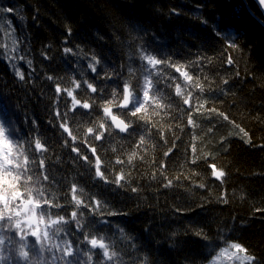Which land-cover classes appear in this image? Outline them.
<instances>
[{"label": "trees", "instance_id": "1", "mask_svg": "<svg viewBox=\"0 0 264 264\" xmlns=\"http://www.w3.org/2000/svg\"><path fill=\"white\" fill-rule=\"evenodd\" d=\"M6 8L13 11L0 12V121L15 129L14 143L28 147L30 140L34 148L40 140L35 155L50 179L29 184L54 192L68 208L61 215L70 219L75 209L74 184L85 204L101 202L95 214L81 206L79 219L116 253L108 261L95 249L100 256L88 261V248L62 232L45 242L41 264H62L51 245L72 239L79 264H207L224 238L255 258L243 264H264V18L253 0H0ZM145 53L165 62L152 69ZM148 71L160 80L161 104L146 106L136 135L101 129L110 123L102 107L91 114L72 110L67 91L93 103V96H108L125 81L143 83ZM65 112L75 141L60 128L57 113ZM98 132L104 134L99 141ZM97 157L109 181L122 171L123 186L95 176ZM212 164L224 177L212 174ZM0 255L13 264L8 248Z\"/></svg>", "mask_w": 264, "mask_h": 264}, {"label": "snow or ice", "instance_id": "2", "mask_svg": "<svg viewBox=\"0 0 264 264\" xmlns=\"http://www.w3.org/2000/svg\"><path fill=\"white\" fill-rule=\"evenodd\" d=\"M258 4L264 7V0H258ZM12 8L0 9V12H12ZM178 14V13H177ZM207 23V21H203ZM235 42V38H233ZM72 49L65 47L64 52H71ZM166 58L157 59L152 55L144 54L143 60L150 65L152 69H155L157 65L165 62ZM31 62L29 61V64ZM95 63H99L98 60ZM93 73L96 72L95 64L90 63L88 65ZM176 71L179 72L185 80L191 81L192 77L186 72L182 71L181 67H176ZM20 79L23 80V73L17 72ZM152 72L144 76L143 83L137 81L135 84H130L125 81L122 85H117L113 92L108 95L98 94V88L93 83H86V90H90L93 94L91 99L93 103L88 101L81 102L73 94V91H67V96L71 97L72 110L75 111L77 107L84 110L92 111L96 110L97 107L103 108V116L110 120V123H100L101 129L109 130V134L114 130H118V133H124L128 136L136 135V128L139 126L138 121L143 119L141 113L146 111V106H150L155 103L156 107L159 108L161 100L158 99L160 89L157 85L160 84L159 79H153ZM49 79H52L49 76ZM76 88H80V84H76ZM56 93L61 92L59 86L55 89ZM103 91L102 89L100 90ZM176 95L181 94V86L179 84L175 87ZM100 99L103 103L99 106L94 105V101ZM183 103L189 104V99L184 98ZM114 108L121 109V112H114ZM60 115L62 122L60 128L63 129L64 133L68 134V137L72 141H75L77 137L73 134L66 121L68 119L67 113ZM137 118V119H131ZM227 119V117H225ZM188 123H193L191 117L188 119ZM131 129V131H130ZM88 133H93V128L87 129ZM147 132V129L144 130ZM243 132L244 130L241 129ZM247 135V133H244ZM103 133L98 132L95 134L94 139L99 141L103 137ZM16 137L15 129L10 127L8 122L0 121V250L8 248L13 254V264H41L39 253L45 251V242H49L52 239H60L61 233L65 235L76 236L77 239L83 244L84 247L88 248L87 260L92 261L93 255L100 256L99 252L93 253L92 250H102L103 258L111 261L116 255L115 252H109L108 245L105 243L103 237H97L94 234L88 233L86 227L81 223L79 219L83 216V212H79L78 209L81 206L89 209L90 213L95 214L101 207L99 200L85 204L83 200L77 198V187L74 184L71 187V200L75 201V209L70 212V219H66L65 215L68 213V208H61V200L57 198L54 192H49L46 187H39L35 191L32 190L29 182L41 184L45 181H49L47 169L45 167L44 159H38L35 155L36 150L42 149V144L39 139L35 141V147L32 148V142L27 141L28 147H23ZM140 143L143 144L145 140L144 135H139ZM31 149V152L29 151ZM71 151L81 156L76 146H71ZM92 153L96 154V147L91 148ZM167 154V153H166ZM84 160H88L87 156H82ZM121 163V161H117ZM100 158L97 157L95 160V176L103 180L105 183H115L117 186H123L120 181L125 179L124 174L119 173L115 176L114 180L109 181L108 177L105 176L104 172L100 168ZM33 165H36L33 168ZM212 168V174L217 179L224 177L223 171H217L214 164L210 165ZM43 169V172H41ZM35 177V179H34ZM171 185V181L167 186ZM203 187V185H200ZM24 189V191H22ZM136 189H133L135 191ZM64 200H67L65 195ZM226 202V201H225ZM57 209V211H54ZM61 211L65 215H61ZM116 215V213H110ZM74 224L72 227H64V225ZM7 225V228L5 227ZM9 233H12L9 235ZM197 235L202 236L205 240L208 238L204 233L198 232ZM77 239L64 240L63 246L60 244H52L51 248L61 253L59 260L62 264H79L76 257L80 254V249L77 245ZM223 247L217 245L220 248L218 255L215 256V260L211 264H216L223 260H239L243 261H254L255 258L247 254L246 248L242 247L239 243H228V239H223ZM90 246V247H89ZM207 246V245H206ZM244 253L243 256L240 254ZM33 254L36 259L33 261ZM215 254V253H214ZM55 258V257H54ZM0 264H8V257L0 255Z\"/></svg>", "mask_w": 264, "mask_h": 264}, {"label": "water", "instance_id": "3", "mask_svg": "<svg viewBox=\"0 0 264 264\" xmlns=\"http://www.w3.org/2000/svg\"><path fill=\"white\" fill-rule=\"evenodd\" d=\"M253 1H254V2L257 4V6L259 7V10L261 11L262 16H263V18H264V7H262V6H260V5L258 4V0H253ZM115 131L118 132V130H115ZM120 134L125 135L124 133H120Z\"/></svg>", "mask_w": 264, "mask_h": 264}, {"label": "rangeland", "instance_id": "4", "mask_svg": "<svg viewBox=\"0 0 264 264\" xmlns=\"http://www.w3.org/2000/svg\"><path fill=\"white\" fill-rule=\"evenodd\" d=\"M213 260H215V256H214L213 259H211L207 264H211V262H212ZM216 264H221V262H220V261H217ZM222 264H230V263H228V262L226 261V259H225V260H223Z\"/></svg>", "mask_w": 264, "mask_h": 264}]
</instances>
